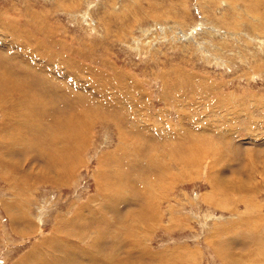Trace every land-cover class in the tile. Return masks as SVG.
<instances>
[{"label":"rangeland","instance_id":"374dc122","mask_svg":"<svg viewBox=\"0 0 264 264\" xmlns=\"http://www.w3.org/2000/svg\"><path fill=\"white\" fill-rule=\"evenodd\" d=\"M0 16V264H70L46 248L61 235L264 264V0H0Z\"/></svg>","mask_w":264,"mask_h":264},{"label":"bare ground","instance_id":"6f19581e","mask_svg":"<svg viewBox=\"0 0 264 264\" xmlns=\"http://www.w3.org/2000/svg\"><path fill=\"white\" fill-rule=\"evenodd\" d=\"M225 2V1H224ZM226 5V4H225ZM235 5V4H234ZM122 7V6H121ZM235 9V8H234ZM231 13V12H230ZM26 15V14H25ZM1 17V16H0ZM23 18H24V16H23ZM26 18V17H25ZM28 19V18H27ZM25 22H26V20H25ZM24 23V22H23ZM25 24V23H24ZM26 25V24H25ZM10 26V25H9ZM9 26H7L6 27V25L4 26L3 25V22H0V27L2 28V27H6V28H4V29H9V30H12L11 28H14L13 26L11 27H9ZM24 26V25H23ZM43 27V26H42ZM27 28V27H26ZM46 28V27H45ZM16 29V28H15ZM14 29V30H15ZM21 29V28H20ZM26 32V31H25ZM9 33V32H8ZM12 34V36H16V37H18L17 35L18 34H16V32H14V33H11ZM20 34V33H19ZM27 34V33H26ZM29 35V34H28ZM32 36H34V35H32ZM31 36V37H32ZM30 37V36H29ZM30 37V39H32ZM1 38V37H0ZM34 38H36V37H34ZM33 38V39H34ZM6 39V38H5ZM15 39V38H14ZM22 40H29V38H26L25 37V39L22 37ZM31 41V40H30ZM32 41H34V40H32ZM36 41V40H35ZM23 42V41H22ZM30 43H32V42H30ZM260 43H264V41H260ZM23 45V44H22ZM26 46V45H25ZM3 47V46H2ZM14 47H16V46H14ZM20 47V46H19ZM38 48V47H37ZM40 48V47H39ZM2 49H4V48H2ZM18 49H20V48H18ZM28 49L29 48H27V49H25V50H27L28 51ZM21 50V49H20ZM23 51H25L24 50V48L22 49ZM34 50V49H33ZM30 51V50H29ZM43 51H45V50H43ZM13 52H15V51H13ZM20 52V51H19ZM37 52V51H36ZM39 52V51H38ZM33 54H36V53H34V52H32ZM40 53V52H39ZM46 53H47V51H46ZM55 53V52H54ZM12 54V53H11ZM15 54H18V53H15ZM31 54V53H30ZM21 55H23V54H21ZM32 55V54H31ZM65 55V54H64ZM18 56V55H17ZM20 56V55H19ZM35 56V55H34ZM39 56H40V54H39ZM62 56V55H61ZM66 56V55H65ZM70 56V55H69ZM1 57V56H0ZM44 57V56H43ZM10 58V57H9ZM13 58V57H12ZM22 58H24V55H23V57ZM68 59H70L69 57H67ZM66 58V59H67ZM16 60H17V58H15ZM20 59H21V57H20ZM27 59V58H26ZM26 59H25V61H26ZM43 59V58H42ZM22 60V59H21ZM38 61H40L42 64L44 63L45 64V62H42V60H41V58H39L38 59ZM44 61V60H43ZM70 61V60H69ZM37 62V61H36ZM59 63V62H58ZM70 63H72V62H70ZM74 63V62H73ZM32 64H33V62H32ZM41 64V65H42ZM51 64H52V62H51ZM53 66H54V64H53ZM57 66V65H56ZM52 67V66H51ZM50 67V68H51ZM61 67V66H60ZM80 67V66H79ZM63 68V67H62ZM70 68V67H69ZM81 68V67H80ZM45 69V68H44ZM54 69V68H53ZM52 69V70H53ZM61 69V68H60ZM63 69H65V68H63ZM71 69V68H70ZM48 70V69H47ZM62 70V69H61ZM72 70V69H71ZM71 70H70V72H71ZM10 71V70H9ZM52 72V71H51ZM58 72V71H57ZM56 72V73H57ZM62 72V71H61ZM72 72H73V70H72ZM75 73V72H74ZM77 73V72H76ZM33 74V73H32ZM45 74V73H44ZM55 74V73H54ZM53 74V75H54ZM60 74V73H59ZM36 76V75H35ZM70 77V76H69ZM70 99V98H69ZM64 101V100H63ZM71 101V100H70ZM72 102V101H71ZM30 103H33V102H30ZM38 103V102H37ZM74 103V102H73ZM49 104V103H48ZM47 104V105H48ZM63 104V103H62ZM31 105H34V104H31ZM64 109V108H63ZM59 171V170H58ZM35 172V171H34ZM15 173V172H14ZM12 174V173H11ZM32 174V173H31ZM32 176V175H31ZM125 201V200H124ZM113 204V203H112ZM102 205V204H101ZM107 205V204H106ZM251 206V205H250ZM104 207V206H103ZM105 208V207H104ZM107 208V207H106ZM111 209H109V211H110ZM108 211V210H107ZM254 212H255V210H254ZM251 213V212H250ZM253 214V213H252ZM94 216H96V215H94ZM94 216H92V217H94ZM248 216V215H247ZM259 216V215H258ZM260 217V220H262V218H263V216H259ZM258 218V217H257ZM248 219H250V218H248ZM256 219V218H255ZM264 219V218H263ZM77 220V219H76ZM241 220V219H240ZM74 221V220H73ZM72 222V221H71ZM65 223V222H64ZM67 223V222H66ZM73 223V222H72ZM70 224V223H69ZM68 224V225H69ZM257 224V223H256ZM87 225V224H86ZM90 225V224H89ZM111 227V226H110ZM109 227V228H110ZM71 228V227H70ZM94 228V227H93ZM111 230V229H110ZM148 230V229H147ZM140 231V230H139ZM115 232V231H114ZM255 232V231H254ZM250 233V232H249ZM250 235V234H249ZM251 235H254V234H251ZM255 235H258V234H255ZM254 235V236H255ZM245 235H243V237H244ZM247 237H249V236H247ZM247 237L245 238L246 240H247ZM251 238H252V236H250ZM259 237V236H258ZM264 237V236H263ZM263 237H259V239H258V242H259V240H260V238H263ZM80 238H83V236H75V237H72V236H70L69 237V241H67V240H63L62 239V235L60 236V238H59V240H57V242H52V241H50V243H48L47 244V246H46V248H49L48 249V251H49V253H51L50 255H58V256H68L67 257V259L66 260H68L69 262H70V264H145V263H151L152 262V264L153 263H155V262H157L158 260H160V261H162L161 260V257L160 256H158V254H154V253H152V252H149L147 249H140V244H139V242L134 246V244H132V243H130V244H125V242H123V241H121V244L120 245H118L117 244V246L114 248V250H112V251H114V253L112 254H106V251L107 250H105V247L104 246H101L102 245V243L103 242H101V240H96V241H94V243H93V248H90V249H81V246L79 245V244H75V240H77V239H79L80 240V243L82 242L81 241V239ZM243 239V238H242ZM255 239H257V237L255 238ZM264 239V238H263ZM116 240L117 239H113V244H115V242H116ZM125 240V239H124ZM234 240V239H233ZM233 240H231L232 242H233ZM249 240V239H248ZM253 241H255L254 239H252ZM47 241H49V240H47ZM229 241V240H228ZM240 241V240H239ZM245 241V240H244ZM243 241V242H244ZM262 242V244H263V240H261ZM230 242V241H229ZM231 242V243H232ZM236 242H238V241H236ZM241 242V241H240ZM257 242V244L256 245H258V244H260V243H258ZM134 243V242H133ZM136 243V242H135ZM247 243V242H246ZM229 244V243H228ZM251 244V243H250ZM253 244V243H252ZM43 247H45V246H43ZM256 247H258V246H256ZM260 247V246H259ZM91 249H95L96 250V252L94 251V252H92V250ZM117 249V250H116ZM122 249V250H121ZM217 249V248H216ZM220 249V248H219ZM260 249H262V248H260ZM119 250H121V253H120V251ZM117 251H119V253L117 252ZM259 251V250H258ZM261 251V250H260ZM264 251V250H263ZM39 252V251H38ZM217 252H218V250H217ZM185 253H186V250H185ZM196 253V252H195ZM224 253V252H223ZM227 253V252H226ZM261 253V252H260ZM45 254H46V252H45ZM187 254H188V252H187ZM222 254V253H221ZM220 254V255H221ZM262 254V253H261ZM37 255V254H36ZM35 255V256H36ZM40 255H43V254H40ZM110 255H112V258H111V256ZM185 255V254H184ZM225 256H227L226 258L227 259H229V261L232 263V261H234V263L236 262L235 260H234V257L233 256H230L228 253H227V255L226 254H224ZM223 255V256H224ZM189 256V255H188ZM255 256V255H254ZM259 256V255H258ZM257 256V257H258ZM260 257V256H259ZM37 258V257H36ZM39 258H40V256H39ZM46 258V257H45ZM53 258V257H52ZM58 258V257H57ZM183 258H184V256H183ZM182 258V259H183ZM220 258V257H219ZM224 257H222V259H223ZM225 258V259H226ZM237 258V257H236ZM235 258V259H236ZM226 259V260H227ZM252 259V258H251ZM259 259V258H258ZM263 260H264V258H262ZM31 262V263H33V264H43V263H41V261H38V259L36 260L35 259V257H31V256H28L27 257V261H26V263H28L29 261ZM54 260V259H53ZM52 260V261H53ZM148 260H149V262H148ZM190 260V259H189ZM58 261V260H57ZM56 261V262H57ZM40 262V263H39ZM46 264H50V262H48L47 260H46ZM64 262V261H63ZM190 262V261H189ZM227 262H228V260H227ZM247 262V261H246ZM68 264V263H67ZM233 264V263H232Z\"/></svg>","mask_w":264,"mask_h":264}]
</instances>
